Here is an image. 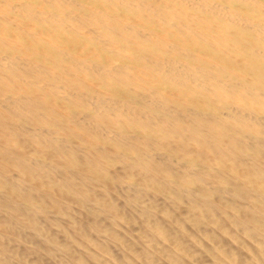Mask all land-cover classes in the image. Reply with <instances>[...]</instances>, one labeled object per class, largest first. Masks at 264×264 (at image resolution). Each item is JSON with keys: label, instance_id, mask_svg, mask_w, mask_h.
I'll return each instance as SVG.
<instances>
[{"label": "bare ground", "instance_id": "1", "mask_svg": "<svg viewBox=\"0 0 264 264\" xmlns=\"http://www.w3.org/2000/svg\"><path fill=\"white\" fill-rule=\"evenodd\" d=\"M0 264H264V0H0Z\"/></svg>", "mask_w": 264, "mask_h": 264}]
</instances>
